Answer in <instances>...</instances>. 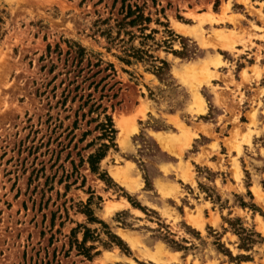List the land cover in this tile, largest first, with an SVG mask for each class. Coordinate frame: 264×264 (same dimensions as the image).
<instances>
[{
    "label": "rangeland",
    "instance_id": "1",
    "mask_svg": "<svg viewBox=\"0 0 264 264\" xmlns=\"http://www.w3.org/2000/svg\"><path fill=\"white\" fill-rule=\"evenodd\" d=\"M0 264H264V0H0Z\"/></svg>",
    "mask_w": 264,
    "mask_h": 264
},
{
    "label": "trees",
    "instance_id": "2",
    "mask_svg": "<svg viewBox=\"0 0 264 264\" xmlns=\"http://www.w3.org/2000/svg\"><path fill=\"white\" fill-rule=\"evenodd\" d=\"M128 13L125 16V19L131 18L135 13L132 12V10L130 9V7H128ZM143 21H149V19L144 18V16L142 14H139L134 20H131L130 23H128V25L130 26H135L136 24H138V22H143ZM120 26H122V24H120ZM140 53L142 54L141 51H135L133 54H131V56H128L129 58H138L141 60L143 59V56L140 55ZM124 62L131 64L132 62L130 61V59H125L123 60ZM86 105V104H85ZM93 108V106H92ZM100 107H98L96 110H98ZM90 112H93V110L91 109ZM105 113V111H104ZM98 128L100 129V131L102 132V139H105L109 142V144H102L101 148H99L97 150V152H95V154H92L89 159V165L91 167L92 172L97 173L99 170V164L100 162L105 158L106 152L114 146V140H115V134L116 131L114 129V125L112 122L111 117L107 116L105 114L104 116V122H102ZM89 251V250H88ZM86 257H89V254Z\"/></svg>",
    "mask_w": 264,
    "mask_h": 264
},
{
    "label": "bare ground",
    "instance_id": "3",
    "mask_svg": "<svg viewBox=\"0 0 264 264\" xmlns=\"http://www.w3.org/2000/svg\"><path fill=\"white\" fill-rule=\"evenodd\" d=\"M117 125H118V128L120 130V133L118 136V141H119V143L124 144V140L127 138L128 134H129V126H127L122 120H119ZM115 177L118 178L116 174H115ZM195 223H196V221H195ZM198 225H199V223H198ZM199 226H201V225H199ZM163 251L164 250L160 251V254H163Z\"/></svg>",
    "mask_w": 264,
    "mask_h": 264
}]
</instances>
